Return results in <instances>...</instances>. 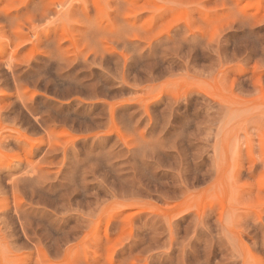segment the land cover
Masks as SVG:
<instances>
[{
  "label": "rangeland",
  "instance_id": "rangeland-1",
  "mask_svg": "<svg viewBox=\"0 0 264 264\" xmlns=\"http://www.w3.org/2000/svg\"><path fill=\"white\" fill-rule=\"evenodd\" d=\"M0 264H264V0H0Z\"/></svg>",
  "mask_w": 264,
  "mask_h": 264
}]
</instances>
